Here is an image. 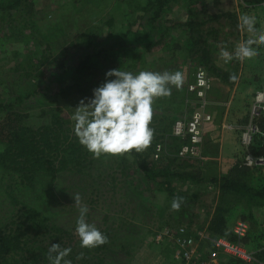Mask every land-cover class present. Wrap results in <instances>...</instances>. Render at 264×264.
Here are the masks:
<instances>
[{"label": "rangeland", "instance_id": "1", "mask_svg": "<svg viewBox=\"0 0 264 264\" xmlns=\"http://www.w3.org/2000/svg\"><path fill=\"white\" fill-rule=\"evenodd\" d=\"M31 5L15 14L0 12V105L11 104L8 110H0V121L10 113H17L25 116L24 124L36 127L45 124L48 112L55 110L73 128V110L81 100L87 103L90 99L74 91L67 97L56 95L52 72L62 64L76 61L89 36L94 35V44L99 42L98 47L108 51L115 45L117 37L128 28L140 37L146 35L149 32L146 19L151 12H144L146 0H32ZM244 13L256 16L257 27L264 30V3L247 7L240 0H171L157 22V27L163 29L174 22L184 23L188 19L202 22L209 16L218 17L217 21L205 26L206 31L212 34L200 35V45L210 49L213 65L225 75V81L209 75L212 84L209 113L212 122L207 126V131L214 136L229 130L227 127L230 125H245L252 95L259 88L264 73V46L259 47L255 57L244 61L225 63L219 55L222 48L233 52L239 43L250 38V33L238 28V18ZM158 37V32H153L149 38L138 43V49L127 51L124 55L126 58H120V52V64L113 52L105 53L101 58L103 64L106 61L108 65L102 74L105 76L107 71L119 68L134 74L142 70L181 71L186 89L195 69L206 67L198 65L197 57L186 49L190 48V40L178 29L167 32L161 46L151 49L141 47ZM127 43L129 47H134L130 38ZM233 75L236 76L235 80L230 79ZM67 84L70 81L63 86ZM179 95L180 89L173 87L171 95L157 98L153 107L159 106L161 110L169 108L171 112L172 108L177 107ZM18 96L21 104L14 99ZM185 100L186 96L183 111L187 108ZM171 115L175 121L183 116L166 113L167 117ZM167 141L164 140L166 144ZM227 141L226 146L232 142L231 138ZM211 142L205 150L202 148L201 159L185 164L187 170L199 179L198 182L173 183L176 192H186L198 198L195 202L186 201L185 207L181 206L179 211L171 209L167 196L155 191L154 185L149 186L150 191L141 194V201L131 189H127L131 172L120 175L115 171L114 159L121 156L93 158L92 168L83 174H38L33 190L21 192L16 197L52 224L75 234L78 208L72 196L79 194L82 203L89 209L88 222L110 234L105 264L228 263L230 257L215 250L211 243L213 238L205 229L217 200V193L209 184V179L216 175L215 155L222 158L227 150L220 145L211 146ZM172 144L168 143V153L171 152V155L175 150L171 148ZM159 145L162 147L161 155L167 152L165 144ZM220 149L221 153L218 152ZM155 167L158 171L172 166H169L168 159L158 158ZM251 172L254 179L259 178L258 172L264 175V170ZM145 187L148 186L143 183L141 188ZM261 209V216L252 209V216L257 217L258 221L255 220V225L233 217L230 220L232 228L236 223L244 222L248 225L247 235H252L255 230H263L264 207ZM11 212L9 201L0 195V224ZM203 233L209 239L203 238ZM183 240H191L189 248L194 251L187 262L182 257L185 248L177 244ZM244 247L253 251L255 243L251 240Z\"/></svg>", "mask_w": 264, "mask_h": 264}, {"label": "trees", "instance_id": "2", "mask_svg": "<svg viewBox=\"0 0 264 264\" xmlns=\"http://www.w3.org/2000/svg\"><path fill=\"white\" fill-rule=\"evenodd\" d=\"M31 1L0 0V12L19 13L27 6V9L30 8ZM170 1L146 0L147 8L144 12H151V15L146 19L149 32L144 36L140 37L128 28L117 37L115 45L108 51L100 49L99 42L94 44V35L89 36L85 41L86 46L79 51V58L77 57L76 61L72 60L70 63L62 64L52 72L57 88L55 94L67 97L74 91L78 95L91 99L93 90L105 81L102 72L108 64H105L106 61L103 64L102 55L113 52L120 64L122 63L120 58H126L124 55L127 51L138 49V43L141 40L149 38L153 32L154 34L158 32L159 37L155 41L153 39L149 41V44L141 45V47L147 46L148 49L156 48L163 44L166 33L172 29L181 30L182 34L188 36L190 48L194 51L190 48L186 49L197 57L200 62L198 65L203 64L209 75L225 81V75L213 65L210 49L205 45H200L201 34H212L206 31L205 26L217 21L218 17L209 16L206 21L202 22L188 19L184 23L174 22L170 25L171 27L166 26L161 29L157 27V22L162 12L168 8ZM240 2L248 7L261 5L264 0H240ZM128 38L134 47H129ZM120 52L122 53L119 58ZM97 79L101 82L97 83ZM66 81H70V84L63 86ZM185 96L187 98L186 89L182 85L177 107L172 108L171 112L169 108L161 110L159 106L153 107L150 126L154 130V136L148 149L139 153L133 151L121 156L120 159H114L116 173L124 175L128 171L131 172L132 178L126 187L131 189L140 201L141 194L150 191L149 186L151 185L156 187L155 191L164 193L170 202L175 198H182V207H185L186 201H198L196 195L190 196L186 192H176L173 187L174 182L196 183L199 180L185 166L190 161L176 157L182 142L170 136L171 126L175 120L172 115L166 116V113L167 115L184 114ZM14 99L22 103L20 96ZM10 105H0V110H8ZM154 111L157 112L154 113ZM24 117L21 114L10 113L0 121V195L6 197L12 207L11 214L4 223L0 224V264H49L47 250L51 244L71 248L72 252L67 259L71 260L72 264H105V254L109 249L108 243L111 241L107 230H100L107 236V244L91 250L83 249L75 234L52 224L45 216L16 197L21 192L33 190L35 176L38 174H83L92 168L94 163L92 155L79 144L69 121L67 122V119L58 111H49L48 121L36 127L24 124ZM164 140H168L167 144ZM169 142L173 143L171 148L175 149L172 155L171 152L168 153ZM159 144H165L167 150L159 155V159H168L169 166L172 167L157 171L155 164L158 159L155 160L152 157ZM251 171L253 170L242 167L238 160L227 173L209 179L210 186L217 193L215 206L205 226L206 233L212 238H225L235 242L236 238L232 234L233 223H230L233 217L250 222L252 225L256 224L252 209L264 207V175L258 172L259 178L254 179ZM143 183L148 187L142 189ZM262 227L263 230L260 229L261 226H258L261 231L255 230L252 235H247L248 237L251 235L249 239L246 236L247 239L245 237L241 241L243 246L251 240L255 243L253 251H256V258L260 261H264V251L260 250L264 247V222ZM81 253H83V259L76 260V256ZM227 262L223 264H244L231 258Z\"/></svg>", "mask_w": 264, "mask_h": 264}, {"label": "clouds", "instance_id": "3", "mask_svg": "<svg viewBox=\"0 0 264 264\" xmlns=\"http://www.w3.org/2000/svg\"><path fill=\"white\" fill-rule=\"evenodd\" d=\"M238 20V28L251 36L239 43L233 52L225 48L220 50L219 55L225 63L252 59L258 54L259 47L264 46V30L257 27L256 16L244 13ZM230 79L235 80L236 76H230ZM183 83L181 71L142 70L135 74L121 68L107 71L104 83L93 90L92 98L87 103L81 100L73 110V131L79 144L96 159L148 149L154 136L150 127L154 101L169 97L172 88L179 90ZM72 197L78 208L75 235L79 238L80 247L91 250L107 244V236L88 222L89 209L82 203L80 195ZM182 202V198L173 199L171 209L179 211ZM71 252V248L51 244L47 260L49 264H72L67 259ZM75 259H83V253Z\"/></svg>", "mask_w": 264, "mask_h": 264}, {"label": "built area", "instance_id": "4", "mask_svg": "<svg viewBox=\"0 0 264 264\" xmlns=\"http://www.w3.org/2000/svg\"><path fill=\"white\" fill-rule=\"evenodd\" d=\"M211 89L208 72L203 67H197L192 81L186 85L185 108L188 109L186 108L183 116L175 121L171 128L170 136L182 142L176 153L179 159L188 161L201 159L205 128L212 122L209 113ZM239 142L243 151L241 166L250 170H264V153H261L264 151V73L259 88L252 95L247 121L240 129ZM161 151L162 147L158 145L153 159L157 160ZM247 231L248 225L238 222L232 228L235 242L225 238H213L212 246L220 253L241 263L264 264V261L256 258V251H249L242 245L241 241L246 237ZM201 235L209 239L204 233ZM190 243L191 240L177 243L185 248L182 257L186 262L194 255V251L189 248ZM260 250L264 251V247Z\"/></svg>", "mask_w": 264, "mask_h": 264}, {"label": "crops", "instance_id": "5", "mask_svg": "<svg viewBox=\"0 0 264 264\" xmlns=\"http://www.w3.org/2000/svg\"><path fill=\"white\" fill-rule=\"evenodd\" d=\"M241 110H243V108ZM248 110L249 109H247V111ZM232 119H234V118L232 117ZM234 126L235 125H233V126L230 125V127L227 128L229 130L224 131V133L220 132L221 134H218L219 137H218V135L214 136L213 133L212 134L209 133L207 131V127L205 128V133H204V138H203V146H202V148L204 147V150H205L206 146H208V147L210 146L209 144H210L211 140H212L211 146H212V144L214 147H217L218 145H220V147L222 149H227L226 151H224L225 155L222 158L220 155L219 156H217V154L215 155L216 165L214 166V168H215L214 170L217 169L215 172L216 173L215 176H217V175L220 176V175L230 171V169L232 168V165L237 163V161L240 160V158L242 156L243 151H242V148L240 146L239 137H240V129L243 127V125L241 124V127H234ZM229 138H231L232 142L228 146H226L225 142H228L227 140ZM218 152L221 153V149ZM253 212H255L258 216L263 215V209H261V208L255 207ZM254 218L256 220L257 217H254ZM263 219H264V216H263Z\"/></svg>", "mask_w": 264, "mask_h": 264}]
</instances>
